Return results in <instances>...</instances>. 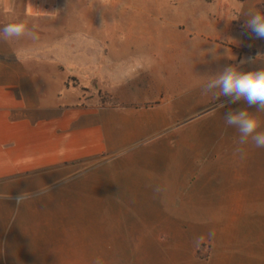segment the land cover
<instances>
[{
    "label": "rangeland",
    "instance_id": "obj_1",
    "mask_svg": "<svg viewBox=\"0 0 264 264\" xmlns=\"http://www.w3.org/2000/svg\"><path fill=\"white\" fill-rule=\"evenodd\" d=\"M250 11L264 13V0H62L60 17L40 22L35 48L132 45L168 63L159 70L161 131L83 166L74 186L80 205L59 218L73 258L66 264H264V148L239 144L224 120L229 111L257 109L204 93L207 77L227 66L264 67V57L240 63L264 55V39L243 27ZM33 56L29 71L45 92L46 53ZM67 71L66 88L81 102L98 95L97 103L118 105ZM114 73L109 89L121 94L122 70ZM256 115L264 131V112Z\"/></svg>",
    "mask_w": 264,
    "mask_h": 264
},
{
    "label": "crops",
    "instance_id": "obj_2",
    "mask_svg": "<svg viewBox=\"0 0 264 264\" xmlns=\"http://www.w3.org/2000/svg\"><path fill=\"white\" fill-rule=\"evenodd\" d=\"M61 1L0 0V29L23 20L34 34L40 22L60 17ZM35 51L46 53L40 62L46 70L41 80L45 92L29 71ZM51 52H57L56 58ZM155 54L132 45L35 48L30 36L11 42L0 39V194L13 197L0 199V264L73 261L66 258L60 241L65 225L59 218L66 207L80 205L81 192L74 186L83 166L120 154L140 134L161 131L160 97L166 89L159 85V70L168 63ZM49 69L55 72L50 74ZM69 69L81 84L91 89L97 85L106 101L118 105L99 104L98 95L81 102L80 92L74 89L71 94L66 88ZM118 69L125 84L121 94H113L109 81ZM55 84L57 89L52 90L49 86ZM71 95L74 103H67ZM37 189L46 193L17 210L15 196Z\"/></svg>",
    "mask_w": 264,
    "mask_h": 264
},
{
    "label": "clouds",
    "instance_id": "obj_3",
    "mask_svg": "<svg viewBox=\"0 0 264 264\" xmlns=\"http://www.w3.org/2000/svg\"><path fill=\"white\" fill-rule=\"evenodd\" d=\"M243 27L252 37L264 39V13L259 11L248 12ZM25 36L34 37V34L28 29L27 22L23 20L9 22L0 29V39L5 42H11ZM261 57L264 55L258 53L255 58L249 57L240 63H255ZM204 93H210L216 98L228 97L230 103L243 100L249 107L255 106L256 112H250L247 109L229 111L224 116V120L228 126L238 130L239 144H247L250 139L257 148H264V131H258L261 127V121L256 115V113L264 112V67L245 72L239 66H227L222 71L207 77ZM223 107V104L216 106L218 109ZM45 193L46 189H37L35 192H20L14 198L17 205L16 209L19 210L25 201ZM0 199L10 200L13 197L10 193H2ZM94 264H102V262L98 258Z\"/></svg>",
    "mask_w": 264,
    "mask_h": 264
}]
</instances>
